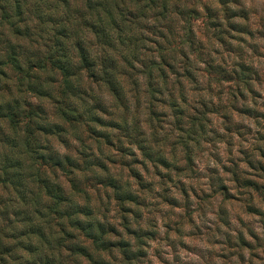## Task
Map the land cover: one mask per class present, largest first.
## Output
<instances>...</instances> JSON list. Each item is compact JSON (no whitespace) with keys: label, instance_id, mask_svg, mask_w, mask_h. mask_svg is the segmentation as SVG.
Wrapping results in <instances>:
<instances>
[{"label":"rangeland","instance_id":"obj_1","mask_svg":"<svg viewBox=\"0 0 264 264\" xmlns=\"http://www.w3.org/2000/svg\"><path fill=\"white\" fill-rule=\"evenodd\" d=\"M69 1L80 8L83 0ZM108 1L114 14L122 9L124 43L117 45L110 29L119 52H107L122 98L82 76L89 101L104 105L92 111L97 123L87 115L56 117L50 97L59 99V75L39 67L43 39L66 17L61 1L0 0V264H25L27 243L36 239L20 198L36 192V183H24L28 138L45 155L79 152L87 167L95 164L73 179L92 207L88 219L110 231L100 250L66 224L64 232L54 229L56 264V237L66 245L58 247L63 264H264V0ZM86 37L90 55L101 54ZM11 51L18 70L6 61ZM30 110L36 117L28 125ZM57 175L53 181L68 192L67 178ZM106 177H116L135 201L116 200L111 187L97 183ZM76 240L84 253L70 250Z\"/></svg>","mask_w":264,"mask_h":264},{"label":"trees","instance_id":"obj_2","mask_svg":"<svg viewBox=\"0 0 264 264\" xmlns=\"http://www.w3.org/2000/svg\"><path fill=\"white\" fill-rule=\"evenodd\" d=\"M60 1L64 6L63 12L66 13V17L63 16L62 19H60L62 22L57 24L58 29L53 28L51 35L43 39L42 47H44L45 53L40 57L41 59H38L40 62L39 67L52 69L59 75V82L57 84L59 99H54L53 96L50 97L55 103L52 111H54L56 117L64 121H79L83 115H87L89 120L99 123L101 122L100 117L95 115L92 111L103 112L104 105L98 100L90 102V95L87 93L89 87L88 85L86 88L83 87L80 81L82 80V76H84L90 83L103 82L111 95L116 100H118L119 97L121 100L122 97L119 96L120 88L118 81L114 78L112 72L115 68L116 60L114 57L107 54V52L114 53L112 51H115L114 54H116L119 52L117 45L124 43L122 39H119L121 36V29L123 28L119 25L121 24L122 12L120 10L122 9L115 7L116 12L114 14V11L110 9L112 6L107 5L110 4L108 0H83L81 1V9L77 5L75 6L76 3L73 5L69 0ZM1 6L2 5H0V9L2 8ZM16 7H18V5H16ZM17 12L16 15L18 16L20 11L17 10ZM71 14L72 21L67 19ZM115 15L120 17L118 23ZM91 17H94L95 21H92ZM23 28L27 30L26 26ZM12 29L14 33L19 34L17 32V27H12ZM110 29L116 30L117 39L115 40L117 41V45L115 41L111 39L112 33L108 32ZM87 35H92L93 40H96L102 52L101 54H96L97 56L95 54L90 55L92 50L90 40L92 39L86 37ZM69 38H72L70 46H68L66 40ZM13 52L14 51L10 52L6 61H9L12 67L18 70L20 69L18 65L19 59ZM26 67H31L30 62L27 61ZM48 80L52 81L53 79ZM27 89L29 92H33L40 96L42 94L41 92H45L44 97H49L48 94H50L46 88L37 89L33 84H28ZM149 99L151 100V97H149ZM74 100L81 101L83 104L85 103V108L82 109L81 113L73 106L72 101ZM87 104L88 106H86ZM28 113V125H31V118H35L36 116L33 114L32 110ZM48 124L49 123L43 124L44 127L42 129L46 128L45 126H48ZM51 126L55 127V132L60 130L59 123ZM34 143V138H28L27 141L25 140V146L28 147L27 153L30 156V164H28L25 169L27 173L24 171V183L27 181L31 184L36 183V192L33 195L26 193L27 197L20 193V198L23 201L24 220L30 229L28 233L36 236V239H29L27 243L26 255L29 256V260L26 261L25 264H31L32 260L35 264H56L51 256L52 249L49 248V245L51 244V240H53L54 229L59 232H64L63 227L65 224L67 228H74V230L81 232L82 236L88 238L87 242L95 249L103 250L104 246L106 248L108 240L104 235L106 231H110L108 229L106 230L99 221L94 222L92 218L88 219V217L92 215V207L86 202L87 196L85 190L76 189V182L73 179V173L75 171L85 172L88 168L87 171L89 172L91 170V165L95 164L91 161L90 165L88 163L87 167L85 157L79 152L76 156H70L65 153L54 154L52 156L45 155V152L38 151L35 147H32ZM57 173L67 178L70 187L68 192H64L60 183L59 185L56 181H53ZM18 175L19 173H17V171L12 174V185L14 182L13 187L16 190L17 184L15 180H17ZM97 183L103 184L106 187H111L116 200L121 201L123 199H129L130 201H135V195L125 191L124 186L119 183L116 177H106L105 179L98 180ZM31 189L32 185L28 184L26 192H30ZM74 192H76L75 195ZM73 196H81L82 203H78L74 199L72 200L71 197ZM15 210L13 215L18 217L17 215L19 212L17 208H15ZM84 217H87V219H84ZM43 228H47L46 232L43 231ZM56 238L57 240L55 242L57 243V247L54 251L59 256L57 264H63L60 260L58 247H65L66 245H62L63 240L58 237ZM85 248L87 249L83 241L79 243L78 241H74L70 246V250L77 253H84ZM90 254L91 253L87 251L84 256L90 259ZM39 256H42V260Z\"/></svg>","mask_w":264,"mask_h":264}]
</instances>
